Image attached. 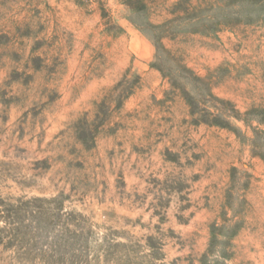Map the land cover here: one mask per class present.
<instances>
[{
	"label": "rangeland",
	"instance_id": "rangeland-1",
	"mask_svg": "<svg viewBox=\"0 0 264 264\" xmlns=\"http://www.w3.org/2000/svg\"><path fill=\"white\" fill-rule=\"evenodd\" d=\"M0 264H264V0H0Z\"/></svg>",
	"mask_w": 264,
	"mask_h": 264
}]
</instances>
